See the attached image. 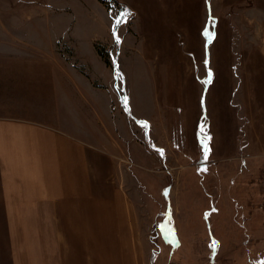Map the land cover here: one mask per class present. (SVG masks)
<instances>
[{
	"label": "rangeland",
	"instance_id": "rangeland-1",
	"mask_svg": "<svg viewBox=\"0 0 264 264\" xmlns=\"http://www.w3.org/2000/svg\"><path fill=\"white\" fill-rule=\"evenodd\" d=\"M12 13L39 15L40 28L48 24L59 32L63 49L72 50L73 61L98 85L64 123L91 128L89 140L122 147L119 168L130 167L141 184L136 217L151 227V264H205L187 226L192 191H258L254 208L264 224V161L249 157L240 174V165L226 159L200 174L196 162L205 158V149L195 150L197 142L206 144L211 132L217 134L224 102L232 115L233 143L246 140V116L254 114L255 101L245 99L240 87L264 63V0H0V14ZM176 191L188 196L184 209ZM177 225L184 235L179 250Z\"/></svg>",
	"mask_w": 264,
	"mask_h": 264
},
{
	"label": "crops",
	"instance_id": "crops-1",
	"mask_svg": "<svg viewBox=\"0 0 264 264\" xmlns=\"http://www.w3.org/2000/svg\"><path fill=\"white\" fill-rule=\"evenodd\" d=\"M38 17L0 14V264H151V227L136 217L141 184L130 167L119 168L122 147L89 140L91 128L64 123L98 85L63 49L59 32L48 24L41 29ZM260 69L240 87L255 101L246 140L233 143L224 102L217 134L210 131L206 143L211 156L196 162L200 174L226 159L240 165V174L249 157L264 161V63ZM204 149L197 142L195 150ZM233 190L192 191L193 249L201 246L196 253L205 264H264L263 215L254 208L259 192ZM184 192L176 191L183 209ZM176 228L179 250L184 235Z\"/></svg>",
	"mask_w": 264,
	"mask_h": 264
},
{
	"label": "built area",
	"instance_id": "built-area-1",
	"mask_svg": "<svg viewBox=\"0 0 264 264\" xmlns=\"http://www.w3.org/2000/svg\"><path fill=\"white\" fill-rule=\"evenodd\" d=\"M260 185H261V191H262V204L260 205V208L264 210V173L262 174L260 178Z\"/></svg>",
	"mask_w": 264,
	"mask_h": 264
},
{
	"label": "snow or ice",
	"instance_id": "snow-or-ice-1",
	"mask_svg": "<svg viewBox=\"0 0 264 264\" xmlns=\"http://www.w3.org/2000/svg\"><path fill=\"white\" fill-rule=\"evenodd\" d=\"M127 15V13H125V16ZM122 21L121 20H117L116 21V24L119 25L121 24ZM213 24H214V21H213ZM210 37L214 36L215 34L214 33H207ZM209 76H211V73H209ZM210 82V81H209ZM205 159H207V145L205 144ZM214 246V245H213Z\"/></svg>",
	"mask_w": 264,
	"mask_h": 264
},
{
	"label": "trees",
	"instance_id": "trees-1",
	"mask_svg": "<svg viewBox=\"0 0 264 264\" xmlns=\"http://www.w3.org/2000/svg\"><path fill=\"white\" fill-rule=\"evenodd\" d=\"M107 7L109 8V6L107 5ZM100 55H102L100 52H99Z\"/></svg>",
	"mask_w": 264,
	"mask_h": 264
}]
</instances>
